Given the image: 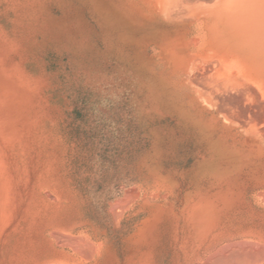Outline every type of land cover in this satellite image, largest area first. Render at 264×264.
Instances as JSON below:
<instances>
[{"label":"rangeland","instance_id":"1","mask_svg":"<svg viewBox=\"0 0 264 264\" xmlns=\"http://www.w3.org/2000/svg\"><path fill=\"white\" fill-rule=\"evenodd\" d=\"M188 1L0 0V264H206L264 225V0Z\"/></svg>","mask_w":264,"mask_h":264},{"label":"bare ground","instance_id":"2","mask_svg":"<svg viewBox=\"0 0 264 264\" xmlns=\"http://www.w3.org/2000/svg\"><path fill=\"white\" fill-rule=\"evenodd\" d=\"M162 1L164 3L167 2V3H165V6H169V4H172L171 2H175L177 0H169V1L162 0ZM184 1H188V0H184ZM197 1H199V0H197ZM188 2H190V0ZM214 2H215L214 5H216V3L219 1H217V2L214 1ZM231 3H233V2H231ZM215 69L217 70V69H219V67L215 68ZM220 73L223 74V72H220ZM217 74H219V73H217ZM223 78L224 77H222L221 80ZM229 78H231V77H229ZM0 177H2V176H0ZM255 198H256V200L258 199L261 203H263L262 206H264V190L259 191L255 195ZM5 205H6V203H5ZM237 235H238L237 236L238 239L236 240L237 242L234 241L235 243H231V244L228 243V244L224 245L223 248L218 249V251L215 255L208 258V260L206 258V260H207L206 264H210V262L213 261L212 259L215 257L219 258L220 264H264V225L262 223H260V225L255 226L254 228H250L248 230L242 229V231L240 230V232ZM212 254H214V253H212ZM208 255H210V254H208ZM22 262H24V261H22ZM213 262H215V261H213Z\"/></svg>","mask_w":264,"mask_h":264}]
</instances>
